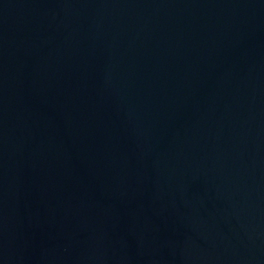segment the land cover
Wrapping results in <instances>:
<instances>
[{
	"label": "water",
	"instance_id": "95a60500",
	"mask_svg": "<svg viewBox=\"0 0 264 264\" xmlns=\"http://www.w3.org/2000/svg\"><path fill=\"white\" fill-rule=\"evenodd\" d=\"M0 264H264V0H0Z\"/></svg>",
	"mask_w": 264,
	"mask_h": 264
}]
</instances>
